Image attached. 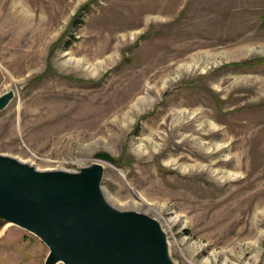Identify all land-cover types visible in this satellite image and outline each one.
<instances>
[{"label": "rangeland", "instance_id": "rangeland-1", "mask_svg": "<svg viewBox=\"0 0 264 264\" xmlns=\"http://www.w3.org/2000/svg\"><path fill=\"white\" fill-rule=\"evenodd\" d=\"M6 88L0 154L107 151L106 200L157 218L177 264H264V0H0ZM4 228L0 264H42Z\"/></svg>", "mask_w": 264, "mask_h": 264}, {"label": "water", "instance_id": "water-1", "mask_svg": "<svg viewBox=\"0 0 264 264\" xmlns=\"http://www.w3.org/2000/svg\"><path fill=\"white\" fill-rule=\"evenodd\" d=\"M13 96L0 93V110ZM90 165L38 169L0 154V232L7 222L36 235L46 246L42 264H177L160 221L111 205L101 187L107 151Z\"/></svg>", "mask_w": 264, "mask_h": 264}, {"label": "bare ground", "instance_id": "bare-ground-1", "mask_svg": "<svg viewBox=\"0 0 264 264\" xmlns=\"http://www.w3.org/2000/svg\"><path fill=\"white\" fill-rule=\"evenodd\" d=\"M16 18H17V16H16ZM136 199H137L136 204L138 203V205H146L147 207H151L150 203L146 202L140 195H137V198ZM9 225H12V224H10L9 222H7L6 225H4V226L6 227V226H9Z\"/></svg>", "mask_w": 264, "mask_h": 264}]
</instances>
